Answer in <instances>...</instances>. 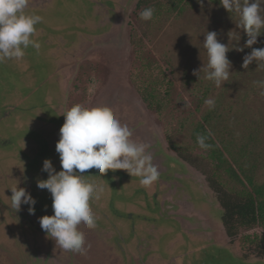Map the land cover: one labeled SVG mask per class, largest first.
Segmentation results:
<instances>
[{
    "label": "rangeland",
    "instance_id": "rangeland-1",
    "mask_svg": "<svg viewBox=\"0 0 264 264\" xmlns=\"http://www.w3.org/2000/svg\"><path fill=\"white\" fill-rule=\"evenodd\" d=\"M138 1L29 0L25 11L42 17L30 37L40 48L30 44L22 58L0 62V264H264L241 249L264 238V229L242 230L232 243L216 196L177 154L210 159L193 137L204 124L239 161L261 155L264 180V87L256 84L264 81V60L243 66L254 48H264V29L247 46L239 14L220 0L157 8L147 21ZM209 31L229 48V79L220 87L206 79ZM77 103L110 106L135 142L151 145L145 152L160 173L148 187L127 170L84 173L105 189L90 201L96 227L78 226L85 247L91 245L86 254L61 249L42 230L40 217L54 214L53 197L37 187L49 178L46 159L61 170L56 144L63 113ZM218 169L227 187H240ZM27 178L34 214L27 204L11 207V187L25 188Z\"/></svg>",
    "mask_w": 264,
    "mask_h": 264
},
{
    "label": "clouds",
    "instance_id": "clouds-1",
    "mask_svg": "<svg viewBox=\"0 0 264 264\" xmlns=\"http://www.w3.org/2000/svg\"><path fill=\"white\" fill-rule=\"evenodd\" d=\"M220 2L228 11L235 8L239 14L241 26L249 37L247 46L257 43L264 29V0ZM28 3L29 0H0V62L9 57L22 58L30 44L36 49L40 48V44L30 37L42 17L26 12ZM198 3L204 7V0H198ZM208 3L211 5L212 0H208ZM154 11L152 7L145 8L140 12V18L151 20ZM204 47L208 57L206 79L220 87L223 81L229 79L231 62L226 55L229 48L217 40L215 31L207 33ZM254 58L264 60V48H254L245 57L243 66L246 68ZM256 84L264 87V81H257ZM205 103L210 107L215 104L212 99L205 100ZM63 114L65 121L56 144L61 170L56 172L51 160L46 159L43 170L49 173V178L37 181V187L47 189L52 194L54 210L53 215L40 217V226L55 238L61 249L86 254L91 245L85 247V234L78 226L83 222L88 228L96 227L97 218L90 201L99 200L105 189L86 179L84 173L93 168L101 174H106L108 170H127L132 176L141 177L140 182L145 187L156 182L160 173L153 164V155L145 152L151 145L135 142L132 139L133 130L121 123L110 106L88 107L77 103ZM207 139L204 135L197 137L202 149L211 147L206 143ZM11 191V207L19 210L22 204H27L29 213L34 214L36 200L31 194L23 187L12 186Z\"/></svg>",
    "mask_w": 264,
    "mask_h": 264
},
{
    "label": "trees",
    "instance_id": "trees-1",
    "mask_svg": "<svg viewBox=\"0 0 264 264\" xmlns=\"http://www.w3.org/2000/svg\"><path fill=\"white\" fill-rule=\"evenodd\" d=\"M185 1L139 0L136 7L137 9L143 7L144 10L148 7L162 9L164 6H169L172 10H178ZM131 40L135 44L133 32ZM144 99L147 100L146 97ZM200 135L208 137L206 143L211 145L210 148H207L210 159L201 158L182 150L177 154L204 177L207 186L216 196L222 208V224L231 242L238 241L237 238L242 230H252L257 227L264 229V180L258 179L259 169L263 164L262 156L253 152L246 160L239 161L223 140H221L222 146H220L213 135V130L207 129L204 124L197 125L194 130L193 137L196 142ZM226 151H229L232 158L226 155ZM212 160L217 163V167L213 165ZM218 168L225 170L230 178L240 184V187L238 189L227 187ZM241 249L245 257L252 254L264 259V238L255 240L249 248L241 245Z\"/></svg>",
    "mask_w": 264,
    "mask_h": 264
},
{
    "label": "flooded vegetation",
    "instance_id": "flooded-vegetation-1",
    "mask_svg": "<svg viewBox=\"0 0 264 264\" xmlns=\"http://www.w3.org/2000/svg\"><path fill=\"white\" fill-rule=\"evenodd\" d=\"M32 185L33 184L31 182V180L29 178H27L26 181H25V189H26L27 193H30L31 194L33 192Z\"/></svg>",
    "mask_w": 264,
    "mask_h": 264
}]
</instances>
